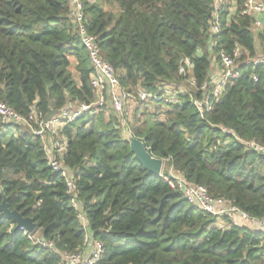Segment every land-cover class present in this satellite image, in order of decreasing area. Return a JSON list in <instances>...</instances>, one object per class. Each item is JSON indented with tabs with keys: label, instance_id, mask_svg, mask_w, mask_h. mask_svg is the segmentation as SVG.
Returning a JSON list of instances; mask_svg holds the SVG:
<instances>
[{
	"label": "trees",
	"instance_id": "obj_1",
	"mask_svg": "<svg viewBox=\"0 0 264 264\" xmlns=\"http://www.w3.org/2000/svg\"><path fill=\"white\" fill-rule=\"evenodd\" d=\"M213 1L83 0L90 34L131 94L179 87L180 68L186 60L192 66L197 89L176 106L137 104L131 134L189 183L264 219V154L244 144L264 147V65L253 64L257 40L252 19L240 16L245 0H231L237 14L226 9L219 34L210 32ZM69 10L67 0H0V101L33 117L27 125L0 123V205L5 196L11 211L38 225L25 235L0 212V264H60L85 248L88 235L104 245L97 264H264V232L220 227L164 178L149 175L119 120L102 112L60 130L67 141L61 160L73 173L84 228L65 179L32 130L50 111L72 112L96 99L93 67ZM237 51L240 77L201 114L192 96L202 98L199 89L211 83L220 54ZM38 232L57 253L35 241Z\"/></svg>",
	"mask_w": 264,
	"mask_h": 264
},
{
	"label": "built area",
	"instance_id": "obj_2",
	"mask_svg": "<svg viewBox=\"0 0 264 264\" xmlns=\"http://www.w3.org/2000/svg\"><path fill=\"white\" fill-rule=\"evenodd\" d=\"M69 4V19L71 20L73 32L80 38L81 44L88 53L90 62L93 67L92 87L96 94V99L90 105H83L75 111H65L45 123L39 121L37 128L32 129L36 138L41 139L47 154L49 165L54 172L61 173L65 179L68 188V194L72 198V205L79 215L85 229L88 221L85 213L81 209L80 202L76 199V186L73 173L66 170L62 164V157L67 149V141L60 137V130L69 123L74 122L83 115L93 116L102 112L106 119L116 118L119 122L124 121L123 116L129 107L130 102L138 104L158 103L168 106H176L181 103V96L188 94L180 87L164 86L156 92L139 90L133 95L128 90L120 86L116 71L103 57L102 50L99 46L96 36L90 34L88 29V19L85 14V4L83 0H67ZM229 8V14L235 16L238 11L237 3L231 0H214L213 17L211 21V34H219L222 28V15ZM240 16L252 19V31L254 35L264 31V0H245L240 8ZM263 53L264 44L261 43ZM253 59V64L264 65V54ZM240 57L239 51L234 56L225 52L220 54L219 69L215 74H211V83L199 89L202 98L192 96L193 103L197 110L203 114L209 111L214 102L218 101L228 82L240 77L237 60ZM215 65V64H214ZM213 67V66H212ZM192 66L189 60H186L185 66L180 68L179 74L184 78V82L191 89H197L196 80L192 77ZM254 81L258 80L257 76L253 77ZM209 90V91H208ZM33 120V117L25 119L16 111L10 108L6 103L0 101V123L27 125ZM250 150L258 151L264 154V147L254 141L244 142ZM167 162L165 161V165ZM165 169V166H164ZM164 172V170H163ZM160 177L170 183L174 190H179L185 200L195 208L208 213L217 218L220 227H248L255 225L257 231L264 232V219L251 218L248 214L240 209L230 205L224 199L213 198L206 187L193 185L184 179L173 166H169V172L163 173ZM227 220V224L223 221ZM20 231L28 234L23 228ZM38 243H43L53 253H57L53 244H45L44 239L35 238ZM104 253V245L98 241H92L89 235L86 237L85 248L75 254H65L62 256L60 264H97Z\"/></svg>",
	"mask_w": 264,
	"mask_h": 264
},
{
	"label": "water",
	"instance_id": "obj_3",
	"mask_svg": "<svg viewBox=\"0 0 264 264\" xmlns=\"http://www.w3.org/2000/svg\"><path fill=\"white\" fill-rule=\"evenodd\" d=\"M58 111H50V113L45 117L44 122H49L52 118L59 115ZM126 142L130 145L131 151L135 156V159L140 163L147 173L151 176L160 177L165 166V161L163 159L155 158L145 146V143L131 133L126 137L124 136ZM3 196L4 193L2 192ZM0 212L8 220L13 221L16 224L17 229L23 228L28 234H34L38 230V225L31 218H27L24 214L17 211H11L8 207V200L4 196V200L0 205Z\"/></svg>",
	"mask_w": 264,
	"mask_h": 264
},
{
	"label": "rangeland",
	"instance_id": "obj_4",
	"mask_svg": "<svg viewBox=\"0 0 264 264\" xmlns=\"http://www.w3.org/2000/svg\"><path fill=\"white\" fill-rule=\"evenodd\" d=\"M261 33L262 32H260V33H258L257 35H255V37H256V40H257V44H256V46H257V49H258V56H261V55H263L264 53H263V49H262V46H261V42H260V36H261ZM180 88H182V90L184 91V92H190V91H192V89L187 85V83L186 82H181L180 83V85H178ZM138 103H136V102H130L129 103V107L127 108V110L125 111V114H124V116H123V120L124 121H121L120 122V127H121V131H122V134H123V136H127L129 133H131L130 132V130H129V128H130V125H132L133 123H134V113H135V110L137 109V107H138V105H137ZM164 171L166 172V173H168L169 172V166H167V164L165 165V169H164ZM40 237V233L38 232L37 234H36V237L35 238H39Z\"/></svg>",
	"mask_w": 264,
	"mask_h": 264
},
{
	"label": "crops",
	"instance_id": "obj_5",
	"mask_svg": "<svg viewBox=\"0 0 264 264\" xmlns=\"http://www.w3.org/2000/svg\"><path fill=\"white\" fill-rule=\"evenodd\" d=\"M72 63H73V66L74 65L76 66L77 61L75 60V58H72ZM218 69H219V66L217 64L213 65L212 70H211V74H215ZM163 173L165 174L166 172L164 171ZM250 229L257 230V226L253 225L250 227Z\"/></svg>",
	"mask_w": 264,
	"mask_h": 264
}]
</instances>
